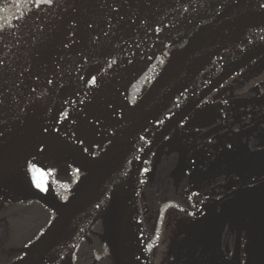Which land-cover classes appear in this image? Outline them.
<instances>
[{
	"label": "water",
	"instance_id": "95a60500",
	"mask_svg": "<svg viewBox=\"0 0 264 264\" xmlns=\"http://www.w3.org/2000/svg\"><path fill=\"white\" fill-rule=\"evenodd\" d=\"M202 1L209 0H0V132L36 103L11 144V166L0 167V181L24 182L34 195L29 198L53 213L32 243L15 250L24 256L11 264H35L69 217L74 222L36 264H73L79 244L100 221L104 234L99 237L111 246L114 264H148L138 193L143 165L214 91L264 60V0H214L210 18L177 30L165 66L101 152L109 170L100 180L64 155L80 176L74 186L53 184L19 168L16 156L35 129L119 50L158 21ZM49 137L65 144L72 156L87 159L68 136ZM52 185L63 187L55 197ZM88 186L92 199L67 207ZM66 193L70 196L62 200Z\"/></svg>",
	"mask_w": 264,
	"mask_h": 264
},
{
	"label": "flooded vegetation",
	"instance_id": "af4514ba",
	"mask_svg": "<svg viewBox=\"0 0 264 264\" xmlns=\"http://www.w3.org/2000/svg\"><path fill=\"white\" fill-rule=\"evenodd\" d=\"M169 51L153 65L144 90L157 77L156 69ZM213 99L204 105V118L192 126V133L173 135L183 121L141 170L138 193L148 264H264V233L259 235L264 221V175L239 181L230 167L249 161L255 152L260 155L257 159H264V111L257 109L260 114L251 119H234L229 99ZM239 137L246 139L241 145L234 143ZM249 187L254 192L244 199ZM101 230L100 221L79 244L73 264H113L110 254H100ZM29 243L10 248L9 259L0 264L23 257L24 252L15 250Z\"/></svg>",
	"mask_w": 264,
	"mask_h": 264
},
{
	"label": "bare ground",
	"instance_id": "6f19581e",
	"mask_svg": "<svg viewBox=\"0 0 264 264\" xmlns=\"http://www.w3.org/2000/svg\"><path fill=\"white\" fill-rule=\"evenodd\" d=\"M216 6L217 1L209 0L180 9L153 24L125 45L35 129L33 139L16 156L17 166L27 170V166H23L22 163L32 154H41L43 157L61 154L69 156L78 167L94 174L100 180L108 172L109 165L106 154H101L102 151L97 154L96 150L107 143L112 136L110 135L112 130L121 128L126 117V107H130L129 101H122L125 87L117 85L115 80L123 75L119 83L122 82L126 76L122 73L130 64L141 62L144 65H152L153 59L156 60L163 54V48L176 36L179 28L187 30L207 20ZM35 104L25 107L0 132V167L11 166V144L34 111ZM52 133L64 134L71 138L84 150L87 159L73 155L74 158L65 144L49 137ZM50 188L55 197L63 187L52 185ZM0 194L34 197L25 183L18 180L0 181ZM90 194L91 186L79 189L68 201L67 207L75 208L83 205L92 199ZM74 220L75 217H69L62 229L53 235L43 248L40 257L35 260V264L50 251L59 236Z\"/></svg>",
	"mask_w": 264,
	"mask_h": 264
},
{
	"label": "rangeland",
	"instance_id": "374dc122",
	"mask_svg": "<svg viewBox=\"0 0 264 264\" xmlns=\"http://www.w3.org/2000/svg\"><path fill=\"white\" fill-rule=\"evenodd\" d=\"M175 42L171 41L167 45H165V52L167 53V50L171 49ZM164 55V54H163ZM162 55V56H163ZM161 56V57H162ZM160 57V58H161ZM156 58V57H155ZM159 58V59H160ZM158 59V60H159ZM156 60L153 59V63ZM167 62V58L163 59L161 61L160 66L156 69L157 72H160L163 67L165 66ZM153 65L149 64H142L141 62H136L133 64H130L127 68H125L124 73L126 76L123 78L122 82L119 83L121 77L117 78L115 81L117 85H123L125 87L123 89V96L122 101L130 102V107L135 106V104L138 102V100L143 96V94L147 91L149 86L144 90L145 88V82L148 78L149 74L151 73ZM159 74V73H158ZM237 75L236 78L233 79V77ZM233 77L230 78V80H227L223 85H221L216 91H214L212 94H215L212 96V98L215 97L216 101L229 99L227 101L230 106H234L232 108V118L239 119L242 118H249L257 116L260 114V112L264 111V60L261 61L259 64H251L246 66L244 69L236 73ZM156 78V77H155ZM220 89H223L220 90ZM144 90V91H143ZM211 94V95H212ZM210 98V99H212ZM210 99H206L203 101L194 112L191 113V115L184 120L182 123V127L179 126L176 128V130L173 132V135H186L192 133V126L197 124V121L204 118L201 115L203 114L202 111L205 110L207 104L209 106ZM208 102V103H207ZM221 102V101H219ZM218 102V103H219ZM255 109V110H254ZM259 109V110H257ZM124 108L122 109L123 112ZM129 106L126 107V114L129 113ZM236 111H238L237 114ZM249 112L248 116H245L246 113ZM259 112V113H258ZM229 117H231L229 115ZM229 123H231V120H228ZM233 124V123H232ZM245 124V122H244ZM245 128V127H244ZM116 129V128H115ZM115 129L112 130V135L107 143L101 148H97L98 152L103 151L105 149V146L110 142L112 139ZM261 129V128H260ZM111 132V131H110ZM249 132L247 136L250 134ZM241 135V133L239 134ZM239 135H236L238 137ZM240 138V137H239ZM243 139V140H242ZM230 143V137L228 139ZM234 143H242L246 139L243 137L240 139H234ZM236 145V144H235ZM246 147V148H245ZM244 150L248 149V146H245ZM229 150V149H228ZM261 154V153H260ZM250 160H244L243 162L239 164L230 165V167H234L233 171L239 175V181H246L248 179H255L260 178L264 175V159H257V157H260L259 153L255 152L252 153L249 156ZM66 159L64 155L61 154H52L49 157H43L41 154H32L30 156H27L23 161V166H27V172L41 180L49 181L53 184H64L56 182L52 179V173L50 170V165L55 162L56 160L60 159ZM67 160V159H66ZM68 161V160H67ZM244 163V164H243ZM80 176V174H79ZM79 176H77L79 178ZM264 187V182H263ZM252 192H254V189L252 190V187H249L245 189L246 195L245 197H249ZM263 195V194H262ZM68 194H62L60 195V198L62 197L67 198ZM18 200H31L29 197H20L17 195L12 194H0V263H4L9 259L10 255V248L12 247H22L25 243H32L33 240H35L39 234L47 227V225L52 220V217L50 218V214L47 213L45 210H41L38 206L39 212L44 211L45 214H43V219L40 220L39 225L36 226L34 229L30 230L29 232H21L19 233V221L18 218L15 215L9 214V210H12L16 208L15 203H17ZM235 206V202L233 203ZM18 205V204H17ZM18 209V207H17ZM251 210V209H250ZM9 214V215H8ZM15 216V218H14ZM260 224H263L260 228V237H262L261 233H264V221H260ZM101 234H104L103 226L101 230ZM102 237L100 240L102 251L100 254H110L111 255V246L109 245L108 241ZM100 238V237H99ZM29 243V244H30ZM29 244H26L28 246ZM25 247V246H24ZM112 257V256H111ZM114 264V263H113Z\"/></svg>",
	"mask_w": 264,
	"mask_h": 264
},
{
	"label": "trees",
	"instance_id": "16d2710c",
	"mask_svg": "<svg viewBox=\"0 0 264 264\" xmlns=\"http://www.w3.org/2000/svg\"><path fill=\"white\" fill-rule=\"evenodd\" d=\"M50 170L53 175L52 179L54 181L66 184H74L77 181V176L80 174V171H78L75 166H73L64 158L53 162L50 165ZM13 206L16 208L9 210V214L15 215L18 218L20 223L18 230L19 233L25 231L30 233V230L39 225V222L41 219H43V214H45V212H39L38 207L41 210H45L47 213H49L50 218L53 216V213L50 210H48L36 200H18Z\"/></svg>",
	"mask_w": 264,
	"mask_h": 264
},
{
	"label": "snow or ice",
	"instance_id": "6c2138e0",
	"mask_svg": "<svg viewBox=\"0 0 264 264\" xmlns=\"http://www.w3.org/2000/svg\"><path fill=\"white\" fill-rule=\"evenodd\" d=\"M47 3L51 4L53 3V0H46ZM0 39H2V36H0ZM3 61H0V65H2Z\"/></svg>",
	"mask_w": 264,
	"mask_h": 264
}]
</instances>
